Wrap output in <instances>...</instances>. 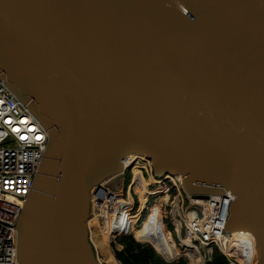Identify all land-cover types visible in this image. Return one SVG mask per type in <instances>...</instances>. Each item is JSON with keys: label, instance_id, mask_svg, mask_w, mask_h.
<instances>
[{"label": "water", "instance_id": "1", "mask_svg": "<svg viewBox=\"0 0 264 264\" xmlns=\"http://www.w3.org/2000/svg\"><path fill=\"white\" fill-rule=\"evenodd\" d=\"M0 78L48 131L20 264H100L90 192L145 155L191 194L234 199L264 264V0H0Z\"/></svg>", "mask_w": 264, "mask_h": 264}, {"label": "built area", "instance_id": "2", "mask_svg": "<svg viewBox=\"0 0 264 264\" xmlns=\"http://www.w3.org/2000/svg\"><path fill=\"white\" fill-rule=\"evenodd\" d=\"M48 140V131L42 122L0 78V264H20L16 226L47 150ZM135 162V169L141 178L135 176L133 166L126 165L121 170L123 181L119 190L108 186L114 176L102 180L91 189L89 232L91 220L96 222L106 239L109 237L114 241L118 232L132 234L143 227L151 228L148 225L133 229L135 218L140 216L137 211L133 213V209L135 205H143V201L153 193L151 187H156L157 194L162 191L167 195L158 207L177 236V241L173 238L172 243L188 249L187 252L196 257L202 256L206 262L211 260L213 250L217 249L225 256L227 264L255 263L251 234L247 231L227 232L224 229L234 199L230 190H225L223 194H191L185 191L179 177L155 174L145 155H140ZM127 172L130 176L125 182ZM141 179L148 180L145 190L136 186ZM159 222L161 227L156 223L158 227L151 228V237L146 238L142 233L144 237L138 236L137 242L162 248L161 243L164 242L159 234L166 222L160 218ZM235 245L244 247V257L235 251Z\"/></svg>", "mask_w": 264, "mask_h": 264}, {"label": "trees", "instance_id": "3", "mask_svg": "<svg viewBox=\"0 0 264 264\" xmlns=\"http://www.w3.org/2000/svg\"><path fill=\"white\" fill-rule=\"evenodd\" d=\"M133 157L138 158V156H133ZM135 173L137 174V171ZM140 181L142 182V184ZM140 181L139 182L137 181V184H140L141 186H144L147 182V180H143V179H141ZM158 213L160 220L162 222H167V217L163 214L161 208H158ZM94 226L98 228L96 222ZM151 228L156 229L157 224L154 222L151 225ZM100 233L101 236L97 238L99 241L98 246L99 248H103L106 250V252L109 255L108 261L111 264H118V262L119 264H150V263L162 264L160 259L154 253L151 246L135 241L131 234H127L122 231L117 233L116 240L118 243H121L123 245V249L120 251L115 250L113 255L109 246H107L104 233L101 230ZM95 235L97 237V233H95ZM240 251L241 249L239 248V254ZM241 252L243 253V255L240 254L241 256L246 255L245 250H242ZM193 264H205V260L202 256H199L193 262ZM208 264H227V261L224 255H222L217 249H214L211 260L208 262Z\"/></svg>", "mask_w": 264, "mask_h": 264}, {"label": "rangeland", "instance_id": "4", "mask_svg": "<svg viewBox=\"0 0 264 264\" xmlns=\"http://www.w3.org/2000/svg\"><path fill=\"white\" fill-rule=\"evenodd\" d=\"M136 159H137L136 157H133L131 155L129 157H126L124 159L123 166H126V165L133 166V169L135 170V172L137 171L136 177L138 178V176H139V178H141L140 174H139V171L137 169H135V164H136L135 160ZM141 160L144 162V158L143 157L141 158ZM129 176H130V173L127 172V174H126V176L124 178L125 182H127L129 180ZM143 180H145V179H143ZM147 182H148V180H147ZM147 182H146V184L144 186H141L140 184L136 183V186H139L141 189L145 190L146 186H147ZM150 209H151V207H150ZM94 224H95V221H93V220L89 222L90 229H91V231H90L91 232V238H92L91 242H92V245L94 247L95 254H96L97 258H98L99 263H101V264H111L108 261L109 255L106 252V250L103 249V248H99V246H98L99 241H98L97 238L99 236H101V233H100L101 229L99 227L96 228L94 226ZM148 230L150 231L151 228L147 229V231ZM150 232H152V230ZM95 233H97V237H96ZM162 234H163V236L166 239H163L164 243H161V244H162V247H167L168 248V253L167 254L164 255L161 252H159L158 251V247H156V246L152 247L149 244H145V245H149V246L152 247L154 253L160 259L162 264H193V262L198 258L195 255H193L191 252H187L188 249H185L184 247L182 248L181 246L179 247L175 243H172L173 238L176 239V241H177V236L174 234L173 227H172L171 223L168 220H167V222L165 224H163V233ZM106 243H107V246H109L112 254L114 255V252H115V244H114L115 242H114V240H110L109 237H107ZM166 243H168L170 246H166L167 245ZM105 247H106V245H105ZM239 248L241 249V251L245 250L244 247H237V249H236L237 253H239ZM241 251H240V254L243 255V253ZM205 262H206V260H205ZM118 264H119V262H118ZM206 264H208V262H206Z\"/></svg>", "mask_w": 264, "mask_h": 264}, {"label": "crops", "instance_id": "5", "mask_svg": "<svg viewBox=\"0 0 264 264\" xmlns=\"http://www.w3.org/2000/svg\"><path fill=\"white\" fill-rule=\"evenodd\" d=\"M153 193H151L144 201H143V205L139 206V205H135V208L133 209V213L135 211H137L140 216H138L137 218H135L136 222L133 225V229L135 228H139V227H143V226H150L155 222L157 223L160 227L161 224L159 222V218H158V206H160V202L164 201L167 198V195L164 194L162 191L158 192V194L155 192L156 191V187H151ZM156 193V195L154 194ZM163 193V194H162ZM167 194L169 193V191L166 192ZM154 194V195H153ZM152 197V198H151ZM151 207V209H150ZM136 212V213H137ZM142 212V213H141ZM136 215V214H135ZM163 229V228H162ZM142 233H145L146 238L147 237H151L152 235L150 234V231H147L146 228L143 227L142 230L137 229L136 233H132V237L134 238L135 241H138L137 239L139 238H143L144 235ZM163 230L161 232V235L159 234V238L161 239V241L163 239H166L163 236ZM139 236V238H138ZM115 250H122L123 249V245L121 243H118L116 238H115ZM166 246H170L168 243H166ZM158 251L161 252L162 254H167L168 253V248L167 247H162V248H158Z\"/></svg>", "mask_w": 264, "mask_h": 264}, {"label": "bare ground", "instance_id": "6", "mask_svg": "<svg viewBox=\"0 0 264 264\" xmlns=\"http://www.w3.org/2000/svg\"><path fill=\"white\" fill-rule=\"evenodd\" d=\"M139 156V155H141V154H136V153H131V154H128V155H126V156H124L123 157V159L121 160V163H122V167H123V162H124V159L126 158V157H129V156ZM173 178V177H172ZM92 221V220H91ZM94 221V220H93ZM236 249H237V246L235 245V251H236Z\"/></svg>", "mask_w": 264, "mask_h": 264}, {"label": "snow or ice", "instance_id": "7", "mask_svg": "<svg viewBox=\"0 0 264 264\" xmlns=\"http://www.w3.org/2000/svg\"><path fill=\"white\" fill-rule=\"evenodd\" d=\"M17 131H18V129H17ZM26 137H21V139H25ZM37 139H41V137H37Z\"/></svg>", "mask_w": 264, "mask_h": 264}]
</instances>
